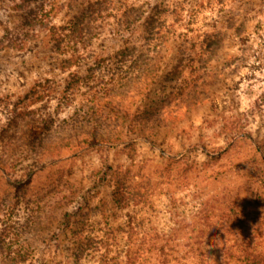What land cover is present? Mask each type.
Returning <instances> with one entry per match:
<instances>
[{
  "label": "rangeland",
  "instance_id": "obj_1",
  "mask_svg": "<svg viewBox=\"0 0 264 264\" xmlns=\"http://www.w3.org/2000/svg\"><path fill=\"white\" fill-rule=\"evenodd\" d=\"M68 1L0 0V162L10 158L8 149L22 148L16 160L11 155L14 165L5 170L0 163V238L8 205L12 214L7 224L29 220L43 208L56 213L53 208L60 207L57 217L42 213L40 218L55 222L67 210L75 212L73 223L67 230L55 227L39 235L35 260L29 264H99L96 253H84L75 261L71 238L77 232L113 245L118 252L113 263L119 264L127 240L145 236L149 241L154 233L146 230L152 224L160 234L175 235L181 254L191 252L197 260L210 255L213 264H247L251 247L229 258L226 251L243 240L256 245L257 252L264 249V185L257 177L259 168L264 172V0H100L112 16L102 12L106 17L98 22H106L101 38L85 52L92 59H108L107 67H97L88 58L67 68V55L43 31L25 49L5 48L11 37L36 28L35 15L63 24L69 18L64 14ZM87 1L77 3L81 7ZM134 4L145 7V18L163 21L160 38L155 35L151 47L165 54L164 71L174 64H192L173 86L187 88L199 77V82L205 80V99L192 106L173 99L164 109V122L153 133L146 132L152 133L154 145L136 131L130 134L137 136L133 147L123 142L129 134L115 139L113 119L99 127L102 139H112L88 148L76 140L58 145L95 126L73 123L72 116L86 112L107 89L116 91L120 81L107 75L117 67L115 53L129 47L142 51V21L123 32L114 19ZM206 45L217 49L204 67L196 57L207 53ZM137 89L123 99L111 96L110 105L143 106L140 97L134 98ZM155 91L153 97L161 94ZM104 100L101 109H109ZM115 111L110 108L111 114ZM27 124L35 128L32 137ZM169 157L181 161L170 165ZM109 166L121 172L128 191H155L154 214L138 205L120 209L114 203L112 186L96 182ZM66 198L70 203L61 207ZM175 225L179 230L172 233ZM133 242L131 247H137ZM146 249L141 246L143 256ZM3 256L0 249V264H6Z\"/></svg>",
  "mask_w": 264,
  "mask_h": 264
},
{
  "label": "trees",
  "instance_id": "obj_2",
  "mask_svg": "<svg viewBox=\"0 0 264 264\" xmlns=\"http://www.w3.org/2000/svg\"><path fill=\"white\" fill-rule=\"evenodd\" d=\"M78 0H69L66 4L65 15H69V18L64 21L63 24H55L51 21L45 20V15L41 14L37 17L34 16L37 20V24H33L34 29H29L24 34L19 37L16 33L15 37H11L4 44L5 48L15 47L17 49H25V46L32 42L35 38H38L39 34L43 31L47 33L50 37V41L53 42L56 50L61 54H66L64 60V65L68 68L71 66H77L82 61L96 60L97 67L104 66L107 67V60L104 57L100 56L96 59H92L93 56H89L85 52L86 48L91 45L92 41H97L101 38L103 23L99 19H104L106 16H103L102 12H106L107 16H112L108 9L102 5L100 0H89L85 2L83 6L78 5ZM145 7L137 6L134 4L132 6H127L122 13V16H114L116 24L119 27L120 31L129 32L132 29L136 28L142 21V28L145 31V35L142 39V51H137L136 47L121 48L118 50L115 57V64L117 67L112 72H107L108 80H119L116 91L107 89L101 94L98 101L95 104L88 105L86 112L81 111V114H73L72 117L73 123L79 122L81 125H86L91 122L95 123V126L91 128L88 132H80L79 134L69 136V139H63L59 142L58 145L68 146L72 140H76L75 143L81 145L82 147H91L98 144L101 141H107L110 138H104L100 136L101 123L106 122L108 119H113L117 121L116 127L117 131H114L112 137L115 139L117 136L123 135L124 137L129 134V138L126 141L120 140L119 142H127L128 146L133 147L131 142L137 137H130V134L136 131L139 137L150 141L154 145V141L150 138L151 134L159 127L161 122H164L165 115L164 109L170 106L173 99H178L181 103L186 102L185 104L192 106L203 101L205 97V80L199 82V77L191 80L187 88L174 87V82H177L182 77V71L185 69H190L192 64H186L182 68L178 64H174L170 67L169 72L164 71L165 64L164 58L165 54L160 50L156 49L154 46L151 47V41L157 35L160 38L161 33H159V27L163 25V21L157 20V17L145 18ZM60 9V8H59ZM62 10V9H61ZM157 13V12H156ZM146 15L149 16L148 11ZM158 16V15H157ZM103 24V25H102ZM100 28L99 30H96ZM157 37V39H159ZM24 47V48H23ZM206 47L208 49H206ZM203 47V50H206L207 53L203 51L196 57L197 62L201 63L200 65H205L210 62L211 55L216 51V46L206 45ZM160 48V47H159ZM208 50L210 52H208ZM86 63V62H85ZM85 65V64H84ZM80 81V78L77 77V82ZM77 82L72 86V91H74ZM185 83V79L183 80ZM128 86L136 88L137 91L134 94V98L139 99V103H144L143 106H134L131 109H128L127 106H124L122 102H114L113 105H110L112 102L111 96L117 95L123 99L129 95L132 91ZM205 86V87H203ZM168 87L169 90L164 91ZM68 90V85L64 88V91ZM159 91L161 94L157 97H153L152 93L154 91ZM185 90V91H184ZM155 91V93H157ZM106 98V100H104ZM104 100V104L107 107L113 108L116 111L113 114L110 113L109 109H101L100 102ZM136 101V103H137ZM177 104H179L177 102ZM176 105V104H175ZM101 109V110H100ZM66 121V120H65ZM65 124L67 122H64ZM28 130V136L32 137V133L35 132V128L31 124L25 125ZM30 127V129H29ZM146 132H152L146 134ZM149 135V136H147ZM28 145L33 146V142L29 141ZM22 149V148H21ZM18 146H14L12 149H8L10 158L4 159L1 161V167L5 170L8 166L14 165V160L18 157L15 155L18 152ZM12 155V159L11 158ZM168 164L176 165L181 161V159H176L175 157H169ZM184 174L186 169H182ZM258 181L264 185V172L261 171V168L257 172ZM119 170L113 169L112 167H107L102 171V174L98 176L96 180L97 183H107L113 188L112 200L120 208H128L130 206H139L140 208L154 209V203L151 202V197L154 196V190H149L148 192H137L128 191V186L122 183L123 178ZM95 185V184H94ZM94 187V186H93ZM9 197L6 196V198ZM7 200V199H6ZM71 200L67 199L60 203V206L70 203ZM10 204L5 203V205ZM144 204L146 205L144 207ZM8 212L5 217L1 220L5 224L2 229V236L0 238V249L4 253L3 260L6 264H29L35 260V247L34 243L38 241L39 235H43L46 231H51L55 227L58 230H67L73 223L72 220L75 212L63 210L61 212V217L57 221L54 219H49L47 221H42L39 214H44L47 217H57L59 214L60 207L53 208L54 211L47 212L46 208H43V212L35 214L29 220H24L16 222L13 224H7V220L12 214L11 207L8 205ZM154 214V213H153ZM10 226V227H9ZM155 225L147 227V233H154V235L149 237V241H144V237H140L136 242L134 240H127L125 249L122 253V258L120 263L122 264H213L211 261V256L207 255L205 258H200L197 260L195 255L191 252L185 251V253H180L178 249L179 242L177 238H174L169 235L160 234L159 230L154 228ZM173 226V224H172ZM82 227V226H80ZM179 230L178 225L172 227L171 232H176ZM83 231V228L80 230ZM87 231V230H86ZM85 231V232H86ZM136 243L137 247H131L130 243ZM245 243V244H244ZM71 244L73 252V257L75 261L80 260V256L84 253L93 254L96 253V257L99 260V264H114L115 259H118L117 250H113V245L108 244L103 241H97L94 237L89 234L75 233L71 238ZM244 244V245H243ZM132 246H134L132 244ZM141 246H146V255L140 251ZM251 247L250 254H248V263L247 264H264V249L260 253V250L257 252V246L251 245L250 242H245V240L233 244L226 251L227 258L232 257L234 252H246ZM114 252L115 255H109V253ZM223 257V256H222ZM194 258V259H193ZM196 258V260H195ZM189 261V262H188ZM114 262V263H113ZM119 263V264H120Z\"/></svg>",
  "mask_w": 264,
  "mask_h": 264
}]
</instances>
